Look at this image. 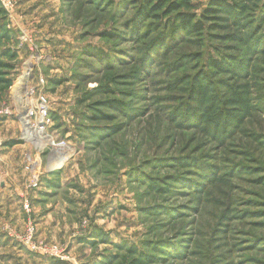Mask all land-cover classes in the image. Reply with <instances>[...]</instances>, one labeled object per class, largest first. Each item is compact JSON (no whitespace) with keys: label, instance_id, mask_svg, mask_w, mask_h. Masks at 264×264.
Returning a JSON list of instances; mask_svg holds the SVG:
<instances>
[{"label":"rangeland","instance_id":"obj_1","mask_svg":"<svg viewBox=\"0 0 264 264\" xmlns=\"http://www.w3.org/2000/svg\"><path fill=\"white\" fill-rule=\"evenodd\" d=\"M13 1L0 19V264H264V0H221L230 11L212 17V0L181 5L201 37L172 30L165 8L156 18V1L150 16L144 0ZM52 143L67 155L54 173ZM28 224L46 252L22 243Z\"/></svg>","mask_w":264,"mask_h":264},{"label":"trees","instance_id":"obj_2","mask_svg":"<svg viewBox=\"0 0 264 264\" xmlns=\"http://www.w3.org/2000/svg\"><path fill=\"white\" fill-rule=\"evenodd\" d=\"M152 1H156L155 7H157L158 8L157 11H159V14L155 15L156 18L160 19L161 16L159 17V15L161 13V10H163V8L167 9L165 11L169 12L168 14L165 13L166 15H170V14L174 13L175 19L172 22L173 26L170 24L172 27V30H177V31L182 30L184 33L194 34V35H197L199 37L202 36L203 26L199 21H197L195 19V16L192 14H189L187 12H181L180 11V6L187 4L188 1H190V0H144V2L146 3V6H144V12L142 13V16H147V15L150 16L151 15L150 12L152 9V4H151ZM229 6H232V5H229L226 2H222L221 0H212V1H210V5L205 10L204 13L207 15V17H212V16L220 13V11H222L225 8L229 9ZM231 10H232L231 14H234L233 12L235 9L233 8ZM229 11H230V9H229ZM3 15H4L3 10L0 7V17H1L0 19L3 18ZM159 43L160 42H157V45ZM95 52L94 51H92V52L88 51V52H86V55H93L92 53H95ZM97 54L98 53L96 52L93 57H97ZM7 55H9V54H7ZM212 67H214L215 69H219V70L223 69V65L220 61L212 62ZM7 69H9L8 64L0 62V84H5V86L9 87L11 82L4 78V72H3L5 70L7 71ZM54 172H56V171H54ZM52 174H50V175H52ZM46 184H48L50 187L54 186L50 180L46 181Z\"/></svg>","mask_w":264,"mask_h":264},{"label":"built area","instance_id":"obj_3","mask_svg":"<svg viewBox=\"0 0 264 264\" xmlns=\"http://www.w3.org/2000/svg\"><path fill=\"white\" fill-rule=\"evenodd\" d=\"M14 5H15V3L13 0H0V7L7 14H10L13 11ZM37 101H36L37 102L36 106H38V109H35V110L38 111L39 116H38V118H35V123H34L35 127L34 128H36V127L40 128V130H42L45 133L44 129L49 124V118H47V108H46L45 101L41 96H39V100H37ZM5 114H7L6 111H5ZM47 137H49V136H47ZM49 139H50V137H49ZM54 146H56V148L64 147V146H57V145H54ZM37 186H38L37 180H34V182L32 183V187L36 188ZM23 209H24L25 213H27V214L29 213L30 205L27 201L25 204H23ZM35 234H36L35 227L32 224H28L26 227L25 235L22 238V243L30 249H38L37 245H36L37 241L34 240ZM38 250L46 252V248H40L39 247Z\"/></svg>","mask_w":264,"mask_h":264},{"label":"bare ground","instance_id":"obj_4","mask_svg":"<svg viewBox=\"0 0 264 264\" xmlns=\"http://www.w3.org/2000/svg\"><path fill=\"white\" fill-rule=\"evenodd\" d=\"M34 60H28L25 64V71L28 73L32 70V68L35 65ZM26 78V77H25ZM20 80H22V77H20ZM27 80V79H26ZM25 89V84L23 82H19L16 87H15V98H16V105L17 107H20V109L25 108L26 106H32L29 102V100L26 98V94H27V90ZM27 115L22 113V117L26 118ZM37 128V127H36ZM40 129V128H39ZM26 138L27 139H32V141H34L35 143L41 145V147H43L44 143L47 142V139L45 138V136L43 135V133L37 129H31L29 126L26 125ZM45 134V133H44ZM44 139V141H43ZM55 148V147H54ZM56 149H60L58 151L55 152L54 155V160H57L55 163H53L52 165V169L51 171H56L61 169V165L63 164V161L66 159L67 155H62L63 152H65L64 149L62 148H56ZM67 153V152H66Z\"/></svg>","mask_w":264,"mask_h":264},{"label":"crops","instance_id":"obj_5","mask_svg":"<svg viewBox=\"0 0 264 264\" xmlns=\"http://www.w3.org/2000/svg\"><path fill=\"white\" fill-rule=\"evenodd\" d=\"M17 214V213H16ZM0 249H4L3 247H1L0 246ZM34 256V255H33ZM51 260V259H50ZM50 260L49 259H47V258H45V257H38V256H35V257H32V260L31 261H29V260H26V264L28 263V261H29V263L30 264H51L50 263ZM53 263V262H52ZM23 264H25V262L23 263ZM70 264V263H69Z\"/></svg>","mask_w":264,"mask_h":264}]
</instances>
